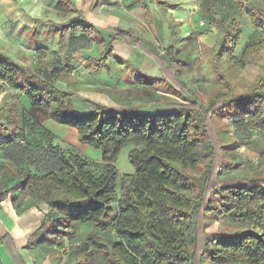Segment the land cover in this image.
I'll list each match as a JSON object with an SVG mask.
<instances>
[{
	"label": "trees",
	"instance_id": "16d2710c",
	"mask_svg": "<svg viewBox=\"0 0 264 264\" xmlns=\"http://www.w3.org/2000/svg\"><path fill=\"white\" fill-rule=\"evenodd\" d=\"M56 1L82 19L76 23L82 32L96 28L107 32V49L120 41L151 58L160 78L181 99L158 98L141 103L175 108L169 111L140 113L136 109L107 107L80 98L72 90L58 88L31 66H22L0 51V80L24 94L31 107L43 109L54 122L75 129L80 143L101 152L99 175L93 174L78 154L54 149L47 152L50 168L45 172H33L20 162L16 172L10 163L0 166L2 172H15L21 193L30 192L38 204L47 205L49 213H56V219L61 215L68 223L94 224L115 235L116 239L104 243L95 234H88L83 243L68 250L66 264H82L80 258L89 254L90 244L98 250H108L111 264H204L205 260L212 264H264V147L258 153L263 162L262 175L218 179L216 172L221 166L239 167L244 162L228 163L223 159L224 146L213 123L217 112L228 107L225 115L231 122L237 124L236 117H248V127L264 136V72L246 89H240L218 69L225 58L244 69L264 50V0H235L251 26L262 35L245 45L239 58L234 55L240 39L238 24L213 13L212 25L217 33L209 50L221 90L205 103L179 77L182 59L174 45L160 49L128 30L84 13L71 0ZM154 3L175 5L139 0L146 15ZM106 59L105 52L87 62L92 64L93 72H98ZM17 98V94L11 95L12 100ZM75 98L88 107L86 113L75 112ZM33 126L35 130L37 124ZM238 129L235 135L243 137ZM12 130L8 135L9 129L0 124V146L12 145L15 135L22 132L16 125ZM39 133L52 138L45 128ZM126 147H130L127 160L133 172L127 176L129 181L121 196L115 198L120 176L117 158ZM0 190H4L1 180ZM219 207L227 222L239 217L241 225L226 232L204 230L207 214L216 213ZM48 217L43 216V222L28 240L41 236ZM0 246L5 247L14 264H25L9 233L0 234Z\"/></svg>",
	"mask_w": 264,
	"mask_h": 264
},
{
	"label": "rangeland",
	"instance_id": "374dc122",
	"mask_svg": "<svg viewBox=\"0 0 264 264\" xmlns=\"http://www.w3.org/2000/svg\"><path fill=\"white\" fill-rule=\"evenodd\" d=\"M3 1L7 4V15L1 16L4 15L1 14L4 12L0 13V51L11 56L23 66H32L39 74L46 75L56 83L65 82L66 90H72L78 97L90 99L107 107L136 109L140 113L175 109L165 105L142 106L143 102L158 98L181 100L176 90L171 89L160 78L159 70L153 60L132 46L124 44L133 50V54L122 59L125 71L111 60V65L119 70L113 75L115 77H111L113 78L112 83L99 80L97 73L92 72L90 68L92 64L89 65L87 62L90 57L86 59L83 50L85 46L90 47L91 41L80 29H74L76 26L72 25L74 32L71 39L65 42L69 46L68 50L62 52L63 40L60 41L59 33L53 30L41 32V29L50 28L51 22L70 24L71 20L76 18V14L58 6L55 0ZM71 1L84 13L89 12L93 16L97 15L96 6L99 5L96 4L97 0ZM195 1L199 3L198 16L193 20L194 27L191 38L187 37L173 42L166 27V18L161 17L158 4L150 5L153 21L152 18H149L150 21L143 20V16H139L142 13V8L137 5L139 0L131 1L137 5V10L130 12L133 15L134 24L137 25V27L133 26L131 33L154 43L160 49L174 43L175 47L179 49V57L182 59V63L178 67L179 77L195 93V96L205 103L221 90L214 76L215 69L211 62L212 52L209 50L214 44L217 33V29L212 25L213 13L218 12L227 21L233 19L238 24L240 39L234 51L237 58L245 45L258 41L262 35L259 30L251 26L245 11L237 6L235 0H179L181 4L188 5ZM24 15L29 17V21L22 24L18 16L25 18ZM34 16H41L42 19ZM35 19L39 23H35L36 25L33 26L31 20ZM190 21L192 20H188L186 27H190ZM201 21L203 24L200 23ZM153 24L157 28L158 36L152 27ZM175 31L180 32L178 28H175ZM142 33L143 36H141ZM50 34L52 35L49 36ZM111 48L113 49V47ZM31 51H34L33 56H31ZM117 56L121 58L119 54ZM226 59L218 64L219 72L240 89H246L257 75L264 72V50L255 56L253 62L244 69H239ZM119 61L121 62L120 59ZM57 78L62 80L57 81ZM12 94H17V100L11 99ZM2 101H6L7 105L2 106ZM73 103L75 112H79L84 107L79 98H75ZM227 108L220 109L213 120L224 146L222 156L228 163L237 161L244 163L239 167L223 165L216 172V177L223 179L262 175L263 169L260 165L263 162H260L258 153L264 147L263 135L258 130L248 127V117H236L238 118L237 124H234V121L231 122V119L225 115ZM86 109L88 108L86 107ZM44 115L47 114L43 109L31 107L24 94L13 91L0 80V124L9 129L8 135L13 131L14 125L19 126L22 130L20 135H15L17 138H14L15 141L12 145L0 146V155L2 154L3 159L6 158L13 166L12 171L19 170L20 163L27 165L33 172L47 171L50 168L47 152L54 149L55 152L66 151L78 154L87 161V168L93 174L99 175L102 161L101 152L80 143L76 130L71 127L56 126L55 129H52L53 132L49 131L52 138H44L39 133L41 128H44L40 123L44 120ZM241 119L243 120L241 121ZM34 122L37 124L35 130H33ZM236 129L241 130L244 136L235 135ZM129 148H123L117 158L120 176L117 180L115 198L121 196L124 186L129 181L127 176L133 172V167L127 160ZM15 172L5 176V184L9 193L7 196L16 213H24L25 217L29 215L28 218L32 220L33 226L38 224L40 226L43 216H49L48 220L44 221L45 231L40 233L41 236L30 241L28 237L31 233L25 234L23 244H21L23 246L20 249L17 248V253L22 256L25 264H66L68 250L83 243L88 234H95L96 238L104 243L116 239L112 231L101 230L94 224L68 223L61 215H58L56 219V213H49L47 205L38 204L37 199L30 192L21 193L19 179ZM213 206H217V203H214ZM216 210V213L207 214L204 230L226 232L241 225L239 217L232 218L231 222H227L225 216L222 215L221 208ZM7 224L10 225V220H7ZM109 255V251H106L105 248L98 250L90 244L89 254L85 259L80 258V261L82 264H111ZM9 263L14 264L11 257H9ZM204 264L212 263L205 260Z\"/></svg>",
	"mask_w": 264,
	"mask_h": 264
},
{
	"label": "crops",
	"instance_id": "0c3cea01",
	"mask_svg": "<svg viewBox=\"0 0 264 264\" xmlns=\"http://www.w3.org/2000/svg\"><path fill=\"white\" fill-rule=\"evenodd\" d=\"M131 1L132 0H100L99 5L96 6L97 15L95 17L98 19L104 20L105 22H107V24H109L113 27L125 29V30L132 32L131 30H133V26L137 27V25L134 24V22L132 20L133 15H131L130 12H132L133 10H137V5L139 6L140 4L137 3V5H136L134 2H131ZM160 1H165V2L175 4L174 6L169 7V5H167V4L157 5L156 3H154V5L155 6L157 5L158 8L160 9L161 17L164 16V18H166V27H167V30L169 31V35L172 36V41L177 42V40H179V39L182 40L184 38L186 39L187 37L191 38L190 36L192 34V30L194 27L193 20L195 19L196 16H198L197 8L199 6V3L197 1H195L194 3H191L190 5H188V4H184V3L181 4V2H179V0H160ZM56 3L58 6H61L66 10V8L64 6H62L61 4H59L57 1H56ZM151 5H153V4H151ZM177 5H180V6H177ZM75 6H76V4H75ZM76 8H77V6H76ZM139 8H142L141 5L139 6ZM149 10H150V14L146 15L144 10L142 9V13L139 16H143V20L147 19L150 21V19L153 17V14H151L152 11H151L150 5H149ZM6 11H7V4L3 0H0V13L4 12V13H1V14H4L1 16L7 15ZM68 11H71V10H68ZM18 17L20 18L19 20L21 21L22 24L28 23L27 21H29V19H28L29 17H27V16H25V18L23 16H18ZM34 17H36L38 19H42L41 16H34ZM23 19H25V20H23ZM181 19H186V20L181 21ZM189 19L192 20V21H190V27H186V26H188V20ZM31 21H33V26L36 25L35 23H39L38 21H36V19L31 20ZM80 21H82V19L77 17V15H76V18L72 19L70 24H60V23L51 22L50 28H42L41 32H43V30H45L47 32H49L50 30L57 31L59 33L58 36H59L60 41L63 40V43L61 44L62 46L61 45L60 46L62 47L61 51L64 52V51L68 50V48H69L68 44L65 42H68L71 39V35L74 32L72 30V25L75 27L76 23L77 22L79 23ZM152 21H153V18H152ZM66 27L68 30L66 29ZM152 27L156 31V35L158 36L156 26L153 24ZM184 27H186V28H184ZM175 28H178L180 32H178V31L176 32ZM74 29H78V27L76 26ZM82 33L91 41L90 47L85 46L83 49L84 50V56L86 59L88 57H97L99 54H103L106 52V57H107L106 65L103 66L98 72H95V73H97V78L99 80L107 81L108 83H112L113 78H111V77L116 74L115 72H117L118 69H115L114 65H111V63H110L111 60H113V62L116 65H118V67L120 65L121 69H123L125 71V68H124L125 66H123L124 63L122 62V59H124L125 57L128 58L130 56V54H133V50H131L130 48L125 46L124 45L125 43L120 42V41H115L111 44V47H113V49L111 47H110V49H107L106 45H105L108 43L107 32H105L102 29L96 28L95 31L91 30V32H89V33H84V32H82ZM143 33L141 36H143ZM51 35L52 34H50L49 36H51ZM138 37H140V36H138ZM103 40L105 41V43H103ZM169 45H174V43H171ZM57 47H59V46H57ZM40 51H42V50H40ZM116 53H117V55L119 54L121 58H119V56H117ZM33 55H34V51H31V56H33ZM119 59L121 60V62L119 61ZM16 62H18V61H16ZM33 70H35L39 74V72L36 69L33 68ZM39 75L47 78L46 75H44V76L41 74H39ZM113 77H115V76H113ZM48 79L52 80V82L58 88H60L62 90L67 89L65 82L63 83L61 81L60 83H56L55 80L53 81V79H51V78H48ZM56 80L60 81L62 79L57 78ZM85 106L86 105H84V107L81 110H79V112H77V113H86L88 111V109H86L87 106L86 107ZM33 108H35V107H33ZM74 108H75V105H74ZM40 123L43 125V127L45 129H47L48 131H51V132H53L52 129H55L56 126H65V125H60V124L54 122L47 115L46 116L44 115V120L41 121ZM66 127H68V126H66ZM7 165H9L8 160L6 158L3 159V155L1 154L0 155V166H6L7 167ZM8 174H9L8 172L4 171V172H2V176L0 177L1 183L4 186V190L3 191L0 190V193H1L0 194V234L9 233L12 236V238L15 240L16 247L18 249H20L21 246H23L21 244H23L22 242L25 238V234L33 233L35 231V229H37L39 227V224L36 226H33V224L31 223L32 220L30 218H28L29 215H27V217H25L24 213H16L15 209L12 207V205L9 201V198L7 196L9 193L7 192L8 190H7L6 184H5V176ZM18 216H20V218H18ZM7 220L8 221L10 220V225L7 224ZM38 222H39V220H38ZM0 264H10L9 263V256H8L7 251L5 250L4 246H0Z\"/></svg>",
	"mask_w": 264,
	"mask_h": 264
},
{
	"label": "built area",
	"instance_id": "2783aa9c",
	"mask_svg": "<svg viewBox=\"0 0 264 264\" xmlns=\"http://www.w3.org/2000/svg\"><path fill=\"white\" fill-rule=\"evenodd\" d=\"M200 23H201V24H203V22H202V21H201Z\"/></svg>",
	"mask_w": 264,
	"mask_h": 264
}]
</instances>
